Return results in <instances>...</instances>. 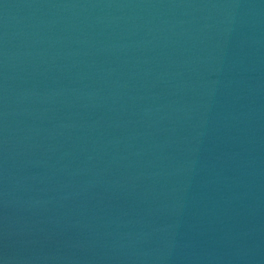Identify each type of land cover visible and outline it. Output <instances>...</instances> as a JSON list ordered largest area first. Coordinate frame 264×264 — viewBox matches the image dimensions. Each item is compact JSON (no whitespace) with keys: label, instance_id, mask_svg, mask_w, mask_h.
Wrapping results in <instances>:
<instances>
[{"label":"water","instance_id":"1","mask_svg":"<svg viewBox=\"0 0 264 264\" xmlns=\"http://www.w3.org/2000/svg\"><path fill=\"white\" fill-rule=\"evenodd\" d=\"M0 264H264V0H0Z\"/></svg>","mask_w":264,"mask_h":264}]
</instances>
